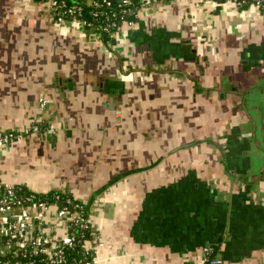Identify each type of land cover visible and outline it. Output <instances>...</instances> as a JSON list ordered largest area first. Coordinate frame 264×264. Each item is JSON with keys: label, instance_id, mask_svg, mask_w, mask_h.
<instances>
[{"label": "crops", "instance_id": "0c3cea01", "mask_svg": "<svg viewBox=\"0 0 264 264\" xmlns=\"http://www.w3.org/2000/svg\"><path fill=\"white\" fill-rule=\"evenodd\" d=\"M40 97L55 134L0 180L81 202L102 264H264V10L164 0L109 37L0 0V132Z\"/></svg>", "mask_w": 264, "mask_h": 264}, {"label": "built area", "instance_id": "2783aa9c", "mask_svg": "<svg viewBox=\"0 0 264 264\" xmlns=\"http://www.w3.org/2000/svg\"><path fill=\"white\" fill-rule=\"evenodd\" d=\"M164 0H39L52 21H79L101 36H113L123 25L150 5ZM228 1L237 8L264 10V0ZM46 97L36 99V114L22 128L0 132V150L24 142L33 135L51 137L55 128L44 118ZM83 204L63 192L39 193L20 184L0 180V264H102L96 252L103 247ZM211 249L202 248L203 263L221 264Z\"/></svg>", "mask_w": 264, "mask_h": 264}, {"label": "trees", "instance_id": "16d2710c", "mask_svg": "<svg viewBox=\"0 0 264 264\" xmlns=\"http://www.w3.org/2000/svg\"><path fill=\"white\" fill-rule=\"evenodd\" d=\"M77 1L81 2L82 0H76V2ZM51 193H54V192H49L48 194H51ZM210 249H211L210 258L212 259V258L216 257V255H215V247H212ZM206 264H210V263L207 262Z\"/></svg>", "mask_w": 264, "mask_h": 264}, {"label": "rangeland", "instance_id": "374dc122", "mask_svg": "<svg viewBox=\"0 0 264 264\" xmlns=\"http://www.w3.org/2000/svg\"><path fill=\"white\" fill-rule=\"evenodd\" d=\"M259 95V94H258ZM262 106H264L263 104H261Z\"/></svg>", "mask_w": 264, "mask_h": 264}]
</instances>
